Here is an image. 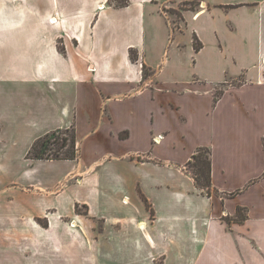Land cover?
Listing matches in <instances>:
<instances>
[{
  "label": "crops",
  "instance_id": "1",
  "mask_svg": "<svg viewBox=\"0 0 264 264\" xmlns=\"http://www.w3.org/2000/svg\"><path fill=\"white\" fill-rule=\"evenodd\" d=\"M0 120L77 148L9 186L0 264H264V0H0Z\"/></svg>",
  "mask_w": 264,
  "mask_h": 264
},
{
  "label": "rangeland",
  "instance_id": "2",
  "mask_svg": "<svg viewBox=\"0 0 264 264\" xmlns=\"http://www.w3.org/2000/svg\"><path fill=\"white\" fill-rule=\"evenodd\" d=\"M195 2H191L190 5L180 6L179 8H164V15L169 20V23L172 29L178 28L180 24V8H189ZM12 116H10L11 118ZM9 118V117H6ZM9 118V119H10ZM7 119V121H9ZM2 120H0L1 122ZM0 126V216L5 215L9 212H14L16 207L11 206L9 203L10 197L12 195L8 192L9 186L12 185H20L26 184L30 181H37L44 177H48L49 175H54L57 171H60L64 168V164L61 163H49L47 161H42L39 164H35L34 166H30L32 160L26 159L25 165H23V161L21 160V155L19 151H15L13 146V141L10 138V132L13 131L12 127L7 124V122H3ZM66 135V134H65ZM64 137V135H63ZM52 161V160H49ZM54 161V160H53ZM58 161V160H57ZM15 187V186H14ZM8 205V208L5 209L4 205Z\"/></svg>",
  "mask_w": 264,
  "mask_h": 264
},
{
  "label": "trees",
  "instance_id": "3",
  "mask_svg": "<svg viewBox=\"0 0 264 264\" xmlns=\"http://www.w3.org/2000/svg\"><path fill=\"white\" fill-rule=\"evenodd\" d=\"M194 48L196 50L200 48V43L196 40L194 41ZM143 75H146L144 68ZM222 92L221 88L216 89L214 93L215 101L222 95ZM210 153V149L208 148L199 149L188 163V169L195 181L196 187L207 196L211 194L212 188ZM76 157V138L73 128L59 129L38 138L34 141L26 155V159L32 161L75 160ZM243 219L244 215L238 211L237 219L235 220L242 221ZM224 220L226 222L230 221L228 218H224Z\"/></svg>",
  "mask_w": 264,
  "mask_h": 264
}]
</instances>
